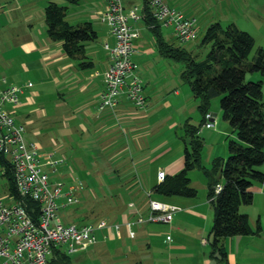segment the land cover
Returning a JSON list of instances; mask_svg holds the SVG:
<instances>
[{"label":"crops","instance_id":"crops-1","mask_svg":"<svg viewBox=\"0 0 264 264\" xmlns=\"http://www.w3.org/2000/svg\"><path fill=\"white\" fill-rule=\"evenodd\" d=\"M78 1L74 0V3ZM94 1L98 2V0ZM100 1V3H96L98 9L87 14L89 19L97 17L100 21V15L106 8L105 1ZM140 1L124 0V4L126 9L134 5H142L140 11H143L147 0ZM27 4L30 5L29 8L33 9L35 0L28 1ZM190 11L193 12H188L186 15L196 16L195 14H198L196 12L199 10L193 7ZM34 18L35 15L33 13L29 14L23 25L16 27L17 30H20V33L16 36L11 35V39L16 40V43L20 44L19 47L16 46L13 49L14 52L16 50L17 52L12 56L22 55L20 64L22 72L16 71L15 67L9 63H0V67H2L0 73H3L0 74V90L11 85L19 86L22 89L19 103L16 105L7 103L5 107L13 114L17 123L24 125L26 129L24 137L28 143H35L43 155H49L53 159H63L64 162L65 156L59 155V152H56L59 153L58 155L55 152H48V150H43L40 143L33 140L29 141L26 137V133H28L27 126L21 122V119L29 122L30 114L34 110H37L38 116H45L48 113L56 116L57 113L62 112L65 130L63 135L58 137L57 146L61 145L63 147L57 150L66 149V146L72 148L74 144H77L76 139L79 137L78 151L84 154L79 161L80 166L87 169L88 176L94 174L98 179L95 180L96 177H94V183L87 179L85 183L99 185L97 189L105 193L104 198L111 200L113 206H115L114 199L117 197L124 202L121 209L117 208L116 211H113L112 218H106V220L111 224L122 223L125 220L131 221L134 222L133 230L134 227L137 230V232L134 230L136 232L134 239L128 236V230L124 225L120 228V236L117 237L116 235H111L108 229L98 230L99 241L96 244L75 252H85V255H80L79 258H76L79 261L78 264H183L180 259L183 254L199 258L197 253H189L187 244L180 241V239L172 241L171 238L167 239V236L165 238L162 237L165 232L181 224L179 219L176 220V217L172 220V222H176V225L169 222L165 229L159 227L162 222L147 220L145 222H137L139 218L147 219L149 215L147 196H152L150 193L151 188L156 182H159L158 172L164 170L166 174H174L181 170L184 165V152L181 149L173 154L174 148L171 145L166 146L168 141L164 138L151 147L150 144L146 143V136L151 129L159 131L160 128L167 126V129L174 131L182 127V121L188 117L187 115L192 113L195 108H198V102L189 107L184 102L186 99L189 100L191 98V91H187L185 96H183L179 88L174 86L176 84H172L174 79L173 75H171L173 65L166 63L163 64L165 67L161 69V66L156 64L155 51L145 47L148 44L146 38L143 37L145 28H148L145 20H132L131 24L139 32V36L134 42L135 54L133 58L138 64L137 66L140 68L141 65L142 67L141 70L138 68L137 73L144 82L148 99L147 107L143 109L137 108L127 98H123L115 111L109 109L99 111V93L105 85L104 72L111 62L110 48L115 44L114 35L108 25L101 23L105 26V29L101 32L96 30L98 33L96 39L103 42L106 56L100 57L96 48L87 44V54L93 60L94 65L83 69L78 66L76 60L64 53L61 42L48 38L44 16L38 17L39 24L37 25L33 22ZM167 32L173 38H176L170 27L167 28ZM162 34L165 37L163 31ZM0 39H2L1 36ZM168 41L171 42L170 40ZM107 44L109 48L106 47ZM156 48L159 53L157 41ZM159 55L161 54L159 53ZM1 58L0 54V61L2 60ZM8 70L11 72L8 73ZM26 71H33L37 75L39 80L36 84L25 76ZM159 73L165 74L160 78ZM162 82L165 88L162 86ZM35 85L36 88H34ZM166 97H169L170 100ZM44 100L53 104L50 110L45 108L44 104H41L44 103ZM167 100L172 102V104L174 103L175 112L179 113L180 117H176L174 115L175 112H171V108L168 112L161 113V111L166 109L164 103H167ZM38 101L41 104L40 108L38 107L39 104H37ZM34 104L37 105L34 107L32 106ZM159 108L161 111H158ZM213 115L215 116L216 124H220L216 114L213 113ZM222 122L224 123V121ZM215 132H217V135H214V132H209L210 136H219L221 134L220 129ZM122 135L129 142L126 145L132 153V158L131 162L125 165L127 168L124 171L130 167L128 172H124L123 175H116V164H112L111 161L116 158L121 159V154L128 151L124 147L125 144L121 143V141L124 142ZM131 144L132 146H130ZM109 152H111L110 155H108ZM87 153H94L95 162L91 163V165L88 163L87 158H92ZM221 157L225 158V156ZM60 164L62 165V163ZM116 166L118 167L119 165ZM260 168L264 171V164ZM68 172L70 171H61L60 173L63 176ZM105 176H110L108 181L102 179ZM119 176L121 177L120 179H118ZM116 180H118L116 182L117 185H119V181L124 183L123 193L116 192L120 191L112 183V181ZM108 189H111V191L109 192ZM251 190L254 196L253 202L249 205H243L241 209L249 215L251 226L256 232L226 238L224 247L227 251V259L225 261L214 258L211 255L212 250H210L205 256L203 255L202 260L199 259V261L192 264H264V180L254 183ZM91 192L93 195L96 193L93 188H91ZM174 198H176L174 199L176 200L175 202L162 201L180 206L178 202L183 200V198ZM153 199L158 200V198ZM185 200L188 213L183 215L184 217L196 219V222H200L201 218L207 221L209 210L204 212L200 204L196 202L188 203L187 199ZM146 202L147 204H145ZM60 218L62 220L61 216ZM180 220L182 221V219ZM71 223L76 224L75 222ZM84 223L87 224V222ZM145 224L146 226H144ZM206 231L207 224L206 226L204 224L198 238ZM152 237L155 239L151 241ZM153 244L157 251L156 255L154 254ZM157 248H160V250ZM60 249L66 251L65 247Z\"/></svg>","mask_w":264,"mask_h":264},{"label":"trees","instance_id":"trees-1","mask_svg":"<svg viewBox=\"0 0 264 264\" xmlns=\"http://www.w3.org/2000/svg\"><path fill=\"white\" fill-rule=\"evenodd\" d=\"M68 9V6L54 0L48 1L44 8L46 34L49 39L61 42L64 53L76 60L79 67L90 68L94 62L87 54V44L94 41L98 33L91 21L76 24L68 21ZM144 12L147 26L156 35L159 53L184 64L181 76L188 82L193 96L199 100L198 109L202 116L198 124L187 120L183 125L184 134L180 138L185 150L181 170L166 174L162 181L152 186L150 193L161 201L173 196L196 197L198 190L192 186L189 172L195 168L204 169L208 177V197L214 208L208 239L211 255L225 261L226 238L256 232L251 226L249 215L241 208L253 202L251 187L254 183L264 180V171L260 168L264 164L263 81H246V74L258 71L264 76V48L259 47L250 60L255 46L254 37L235 23L225 27L217 20L205 31L201 44L209 45L210 49L204 59L198 60L191 50L175 45L164 37L162 25L153 16L148 0L145 2ZM215 97H220L222 118L229 122L237 138L229 140L228 157L214 158L208 169L202 162L204 140L201 129L205 124L206 113L210 112L211 100ZM0 164L10 185L8 193H17L11 163L0 156ZM218 184H222V188L216 192ZM26 202L35 215L39 214L40 204L37 201L30 199ZM149 206L150 201V211ZM84 224L86 223L77 225ZM60 248H53L49 264H73L70 252Z\"/></svg>","mask_w":264,"mask_h":264},{"label":"rangeland","instance_id":"rangeland-1","mask_svg":"<svg viewBox=\"0 0 264 264\" xmlns=\"http://www.w3.org/2000/svg\"><path fill=\"white\" fill-rule=\"evenodd\" d=\"M28 1H32V0H0V22H1L0 23V36L2 37V39H0V54L2 57L1 58L2 60L0 61V63L1 64H5V63L11 64L15 67L16 71L18 72H22L21 67H20L22 55H18V56H12V55H15V53L17 52V50L14 52L13 49L16 46L19 47L20 44H17L16 40L11 39V35L13 34L16 36L18 33H20L19 32L20 30H17L16 27L23 25L26 17L31 13L35 15L33 22L36 23V25L39 24L38 17L44 16V8L47 5L48 1L50 0H35V6L33 7V9L29 8L30 5L27 4ZM54 1H56L57 3L61 5L70 6L68 9L67 16L69 18L68 21L70 20L71 22H73V24H76L84 20H88L89 17L87 14L95 12L98 9L96 3L101 2L100 0H98V2H95L94 0H79L77 3H74V0H54ZM165 1L171 7H175L181 10L182 12H184L185 14H188V12L192 13L193 11H190V10L193 7L199 10L196 12L198 14H195L197 17V20L199 18V22L197 23L199 26V33H198L197 39L195 40L188 41V42H181L177 38H173L172 35L167 32V28L169 27L162 26L161 28L163 33H165V37L167 40L174 42L175 45L184 46L187 49L191 50L193 54L196 55V58L198 60L204 59L207 52L210 49L209 45L203 46L201 44V41L203 39V36L208 26L212 22H215L216 20H220L223 26L225 27L228 24L234 22L240 29L249 32L254 37L255 46L250 54V57H249L250 60L253 59L259 47L264 48V0H165ZM17 6H20V7H17ZM137 6L140 11L142 9V5H137ZM89 20L93 22L94 28L97 31L101 32L103 29H105L104 28L105 26L101 24L103 23L101 19H100L101 22L97 19V17L96 18L91 17ZM140 20H143V19H140ZM144 32L145 33L143 34V37L146 38L147 40L146 42L148 43L145 45V47H148L149 49H153L155 51V54H154L156 57L155 61H157L156 63L157 65L161 66V69L165 67L163 66V64L171 63V65H173L172 74L170 73L174 77V79L172 80V84L173 83L176 84L174 86L179 88V90L182 92V95L185 96L186 92L191 91V89H190L188 82H186L181 76L182 71L184 69V64L182 62L174 61L171 58L163 57L159 55L157 48H156V35L151 31L149 27L145 28ZM88 44L90 45V47L92 45L96 48L100 57L106 56V50L101 40L95 39L94 41L88 42ZM1 68L2 67H0V69ZM138 68L139 67H137V71H138ZM139 69L140 70L142 69L141 65ZM9 72L11 71L8 70V73ZM0 74H3V73H0ZM164 74L165 73H162V74L159 73L160 78ZM25 76L30 78L35 84L39 80L37 75L33 73V71H26ZM258 80L263 81V102H264V76L262 75L261 72H258V71L247 72L246 81H258ZM162 86H164L165 88V85H163V82H162ZM34 88H36V85ZM190 95H191V98L189 100L186 99L184 101L185 104H187V107H189L190 105L193 106L195 102H198L199 104V100L193 96L192 92H190ZM166 98L170 100L169 97H166ZM168 100H167V103H164V106L166 109L161 111L159 108L158 111H161V113L168 112L171 108L172 110L171 112H175L176 109L173 105L174 103L172 104V102H169ZM37 104H39L38 105L39 108L41 104H44L45 108H47L48 110H50L53 106V104L47 103L46 100H44V103H41V104L38 101ZM37 104H34L32 106L35 107ZM140 109H143V108H140ZM210 112L211 113L213 112L214 114H216V116L218 117L220 121V124L218 125L216 124V126L212 129H207L205 127L201 129V136L204 140V147H203V152H202V162L204 166L207 167L208 169L211 168L214 158L220 157V156H225V158L228 157L229 140L231 138L232 139L237 138V135L235 132H233V129L230 126L229 122L225 121L222 118L220 97H215L211 100ZM37 114H38L37 110H34L30 114L29 122L28 121L26 122L24 121V119H21V122H23L27 126V129H28L27 131L28 133H26L27 139L29 141L33 140V141L40 143L42 145L43 150H46V151L48 150V152H55V153L59 152L60 154L59 153H56V154L62 155L63 157L65 156L64 162L59 168H57L56 172H51V178L52 179L61 178L67 184L69 182L77 183L81 188L83 185V188L79 190L80 191L79 192L80 202L76 205L67 206L66 208L60 209L59 215L62 217V220L64 222H75L76 224L87 222L88 224L92 223V224L97 225V223H99L101 220L107 221L106 218H112V214L114 213L113 211H116L117 208L121 209L124 202L122 199H118L117 197L114 199L115 206H113L112 205L113 203L111 202V200H107L104 198L105 193L97 189L99 185L85 183L87 179H90L91 182L94 183V177L96 176L94 174L88 176L86 172L87 169L80 166L79 161L82 155H84L83 153H80L78 151V148H79L78 142L80 141V138L78 137L76 139L77 144H74L72 148L70 146H66V149L57 150L63 147L61 145L57 146L58 137L59 136L61 137L65 130V121H64L63 113L59 112L56 114V116L54 115L52 116L49 113L45 116H38ZM174 115H176V117L177 116L180 117L179 113L175 112ZM187 116L188 117L184 119V121H182L183 125L185 124L187 120H189L193 124H198L201 120V113L198 108L197 109L195 108L193 112L188 114ZM218 119H217V123H218ZM222 121H224V123ZM183 125L182 127H179V128H177L178 127L177 126L176 127L177 129H175L174 131H170L169 129H167V126L160 128L161 129V130L159 129L160 132L156 130L153 131L151 129L149 134L146 136V139H145L146 143L150 144L152 147L153 145L157 144L158 141L164 138L168 141L166 146L171 145L172 148H174L172 152L173 154H175L180 149L184 152L185 145L182 139L180 138V136L184 134ZM219 129L221 131L220 132L221 134L219 136H210L209 132H214L215 133L214 135H217V132L215 131L217 130L219 131ZM122 137L124 139L123 135ZM121 143H124L125 149L127 148L128 150L129 147L127 145L129 144V142L127 141V139H124V142L121 141ZM130 146H132V144ZM93 154L94 153H87V155L92 158V159H90L89 157L87 158L88 163L90 165L91 163L95 162L94 160L95 156H93ZM110 154L111 152L108 153V155ZM41 156L45 157L46 155H43L41 152ZM122 158H123V162H122ZM131 158H132V153L128 150L125 153L121 154V159L116 158L114 161H111L112 164L119 165L118 167L115 165V168L117 169L116 175L117 174L123 175L124 172H128L130 167H128L126 171H124V169L127 168V166L125 165L131 162ZM3 170L4 168L0 164V195L2 196L6 195V193H8V191L10 190L8 179L3 174L4 172ZM61 171H70V172L62 176L60 173ZM189 176L191 177V180H192L191 184L192 186L197 188L198 194L196 197L173 196L171 198L165 199L167 201L175 202L176 200L174 199L176 198L174 197H179V199L183 198V200H180V202H178L180 206L167 203L169 205H173V206L175 205L179 207L174 212L173 219L176 217V220L179 219V222H181V224H179L178 227H175L172 230L165 232L164 236H162L163 238L167 236V239L171 238L172 241H177L178 239H180V241H183L187 244L189 253L198 254L199 258H197V256L193 257V256L183 254L182 258L180 256L181 263L183 264H192L193 262L196 263L197 261H199V259L202 260L203 255L205 256V254L210 252L211 245L207 240L210 238L208 234L211 230V227L213 224V216H214V208L208 197V191H209L208 177L204 169L202 170L199 168H195L189 172ZM109 178L110 176H107V177L105 176L102 179L105 181H108ZM120 178L121 177L119 176L118 179ZM95 180H98L97 177L95 178ZM116 182H118V180L112 181V183L115 184V186L120 189V191H116V192L123 193L122 190H124V183L119 181V185H117ZM91 188H93L96 191L95 195H93V193L91 192ZM108 191L110 192L111 189H108ZM156 197L157 196L152 195L150 198H156ZM150 198L147 196L148 204H149ZM185 199H187L188 203L196 202L197 204H200L201 209L204 212H206V210H209V212L207 213L208 214L207 221H204V219L201 218L200 222H196V219H189L187 217H184L183 215L188 213L187 211L188 208L186 205L187 203L184 202L186 201ZM145 204H147V202ZM64 215H65V218H64ZM86 216L89 218L86 219ZM100 218H104V219H100ZM180 219H182V221ZM172 220L170 222H172ZM126 222L127 221L125 220L122 223H126ZM151 222H156V221H151ZM151 222H148V223H151ZM168 223L169 222H162L159 224V227L161 229H165ZM172 224L176 225V222L173 221ZM204 224L205 226L207 224V231L206 233L203 232L200 238H198V235L201 234L200 231L202 230ZM144 226H146V224ZM134 230L137 232L135 227H134ZM135 237L136 235L130 238L134 239ZM201 238L203 239L201 240ZM154 239L155 238L152 237L150 240L152 241ZM98 241H99V238H98ZM91 245H94V244H91ZM153 249L155 251L154 254L156 255L157 251L155 250L154 244H153ZM81 250H84V249H81ZM158 250H160V248ZM80 255H85V252L70 253V257L72 259L73 264H78L79 261H77L76 258H79Z\"/></svg>","mask_w":264,"mask_h":264},{"label":"built area","instance_id":"built-area-1","mask_svg":"<svg viewBox=\"0 0 264 264\" xmlns=\"http://www.w3.org/2000/svg\"><path fill=\"white\" fill-rule=\"evenodd\" d=\"M104 1L106 8L100 19L108 25L115 44L110 48L111 62L104 72L105 85L99 93L98 110L115 111L123 97L135 107L145 108L148 103L145 86L133 58L139 32L131 24V20L144 19V9L139 11L137 5L126 9L124 0ZM149 5L155 19L162 26L172 28L179 41L197 39L196 16L186 15L165 0H149ZM106 47L109 48L108 44ZM21 92L22 89L15 85L0 90V156L7 158L13 167L17 191L0 195V264H49L54 247H65L70 253L85 249L98 242L100 229H108L111 235L120 236V228L124 225L128 235L134 237L136 232L131 221L111 224L101 220L97 225L62 222L60 209L80 202V186L67 184L60 178L52 179L51 172H56L63 159L43 157L35 143L25 140V127L18 124L5 107L7 103L18 104ZM215 126V116L207 112L203 127L212 129ZM165 176L166 172L160 170L158 181ZM221 188L222 184H218L216 192ZM30 199L40 204L39 214L35 215L29 208L26 200ZM149 207L147 219L141 217L137 222H170L179 208L153 198Z\"/></svg>","mask_w":264,"mask_h":264}]
</instances>
